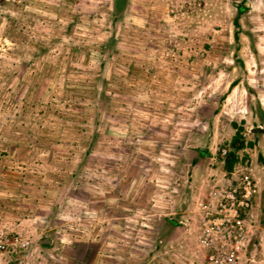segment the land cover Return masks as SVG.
I'll return each mask as SVG.
<instances>
[{
    "label": "rangeland",
    "instance_id": "374dc122",
    "mask_svg": "<svg viewBox=\"0 0 264 264\" xmlns=\"http://www.w3.org/2000/svg\"><path fill=\"white\" fill-rule=\"evenodd\" d=\"M0 264H264V0H0Z\"/></svg>",
    "mask_w": 264,
    "mask_h": 264
},
{
    "label": "built area",
    "instance_id": "2783aa9c",
    "mask_svg": "<svg viewBox=\"0 0 264 264\" xmlns=\"http://www.w3.org/2000/svg\"><path fill=\"white\" fill-rule=\"evenodd\" d=\"M241 183L242 184L239 186V190L232 189V191L229 194L224 196L226 198H225V203L222 206L223 207L222 210H226L228 206L233 207V210L229 211L230 214L228 216H227V213L229 212H226L224 220H222V222H220L213 231H210V230L207 231V235L210 237V239H208L209 241H212L214 239H215L214 241L219 240L220 243L229 245L230 248H233V247L236 248V251L234 250V252L229 253L231 255L226 257L228 259L240 258L238 255V252L240 251L239 249H241L240 247L242 246L243 247L246 246V243H245L247 242L246 236L242 233H239L240 234L239 236L237 235L238 233L235 232L236 229H241V230L243 229L244 227L243 223L246 224L245 221L242 222L240 220L241 215H238V214L246 208L253 209V207L249 206V202L253 200L254 194L256 193V185L255 183L252 184L253 181H252L251 176L246 175L244 176V178H241ZM241 196H242V199L240 200ZM251 217L253 218L252 214H251ZM247 236L250 237L249 234H247Z\"/></svg>",
    "mask_w": 264,
    "mask_h": 264
},
{
    "label": "trees",
    "instance_id": "16d2710c",
    "mask_svg": "<svg viewBox=\"0 0 264 264\" xmlns=\"http://www.w3.org/2000/svg\"><path fill=\"white\" fill-rule=\"evenodd\" d=\"M234 126L237 129V133L232 139L231 146L233 147V150L229 152L228 155H230L231 160L226 162V169L231 170L234 166V164L238 161L237 151L242 149L246 145V138L243 135L244 128L242 126H238L237 124H234ZM248 145L252 146L254 143L251 141L248 143Z\"/></svg>",
    "mask_w": 264,
    "mask_h": 264
}]
</instances>
